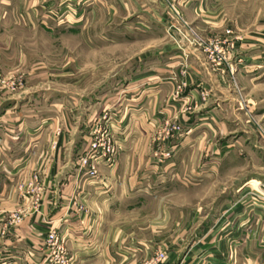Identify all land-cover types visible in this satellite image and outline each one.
Listing matches in <instances>:
<instances>
[{"label": "crops", "instance_id": "1", "mask_svg": "<svg viewBox=\"0 0 264 264\" xmlns=\"http://www.w3.org/2000/svg\"><path fill=\"white\" fill-rule=\"evenodd\" d=\"M43 1L44 8L63 6L67 28L78 33L88 26L93 39L107 40L108 53L116 49V72L104 89L88 93L65 94L39 83L12 97L0 95V226L24 212L0 238V264H45L50 229L63 236L74 264H141L160 250L167 254L164 264L183 258L264 264V201L255 192L264 184L257 127V121L264 125V30L257 1L33 5ZM173 7L207 40L221 42L227 62L242 59L236 80L243 100L227 62L175 45L168 34L179 24ZM177 85L184 92L173 99ZM105 114L120 152L115 168L102 163L99 177L89 179L80 175L79 159L91 126ZM170 123L188 132L172 140L176 154L159 167L153 151L164 145L154 144L153 136ZM153 198L159 201L149 217Z\"/></svg>", "mask_w": 264, "mask_h": 264}, {"label": "rangeland", "instance_id": "2", "mask_svg": "<svg viewBox=\"0 0 264 264\" xmlns=\"http://www.w3.org/2000/svg\"><path fill=\"white\" fill-rule=\"evenodd\" d=\"M31 1L32 3L29 4V0H0V81L18 77H21L24 81V86L17 93H9V91H4L0 87V95L3 98L17 95L39 83H48L57 90L61 89L65 94H73L79 91L88 93L93 90L104 89V85H107L108 81H113V74L116 72L113 62L116 49L112 46V54L110 55L108 53L109 45L107 40L99 42L93 39L88 33L91 30L88 26L79 28L78 33L72 28H67L69 26L66 25V19L63 17V6L59 9L58 3L55 6L51 5L52 8L47 6L44 8L40 5L45 4L46 1H43L44 3H41L42 1L34 3L35 5H33L34 0ZM256 1L260 14L259 25L262 31L264 30V0ZM178 26L182 30L188 31V27L183 22H179ZM191 28L207 40V36L197 29L196 26L191 25ZM178 37H171L175 45H180L182 48L189 50L185 42L181 44L177 42L179 41ZM119 41L121 45L119 51H122V40ZM95 48L96 50L99 48L100 53L94 52L93 49ZM193 49H200V52L207 54L205 57L208 60L212 59L210 54L198 45L194 46ZM224 53L226 56L225 50ZM234 59L235 57H233V60L231 58L232 61L227 62L225 58L219 64L227 62L226 65L229 67V73L233 78V88L242 98V90L236 80L242 59L238 58L236 62ZM183 92V86L177 85L172 94L173 99L181 97ZM202 96L206 99L208 93L204 92ZM242 104L244 108L245 102L242 101ZM248 120L249 122L256 121L254 117L248 118ZM98 122L100 120H97L91 126L90 140L91 133ZM257 122L259 134L264 142L263 122ZM164 126L159 133L153 136L154 144L162 142V145H164L163 148L156 147L153 151V163L159 167L171 161L176 154L177 146L172 143V140L178 139L188 132L184 129L185 126L183 124L170 123ZM174 126L180 127V133L174 135L173 131H170L169 135H163L164 130L172 129ZM167 152L172 154L167 159H164L162 163H159L160 154ZM152 186V189L155 190V184ZM158 201L159 199L156 198L151 200L149 210L153 209V211L149 212V217H154L155 202ZM164 203L170 205L171 198H164ZM145 263L146 261L141 264Z\"/></svg>", "mask_w": 264, "mask_h": 264}, {"label": "built area", "instance_id": "3", "mask_svg": "<svg viewBox=\"0 0 264 264\" xmlns=\"http://www.w3.org/2000/svg\"><path fill=\"white\" fill-rule=\"evenodd\" d=\"M172 10L176 15L177 20L183 22V24L188 27V31L182 30L178 25H171L168 28V34L171 37L175 38L174 33L177 32L179 36V41L177 42H179V44L185 42L188 49L198 45L207 51L213 62L217 64L225 60V53L221 42L205 40L196 33L193 28H191L176 8L173 7ZM22 86H24V81L21 77L0 81V87L3 88L2 90L9 91V93H17ZM109 120L110 117L105 114L100 122L94 127L88 148L79 159V173L89 179H97L99 177V166L102 163L110 168H115L116 166V160L120 152V145L119 140L109 126ZM170 131H173V134L176 135L180 133L181 129L180 127L174 126L172 129L165 130V135H169ZM1 144L2 139L0 138V146ZM171 154V152L160 154L159 163H162V161L170 157ZM35 182H39V177L37 175L34 176L32 185H34ZM255 192H257L256 196L264 201V184L261 185V188L255 190ZM80 208L87 212V209L83 207ZM23 217V211L12 213L10 220L3 224V226H0V238L6 236L8 232H11V228L16 227L23 220ZM43 246L46 255L45 264H74V258L68 251L65 239L56 229L49 230ZM166 258L167 256L165 252L158 251L145 264H164ZM175 264L192 263L186 260V258H183Z\"/></svg>", "mask_w": 264, "mask_h": 264}]
</instances>
